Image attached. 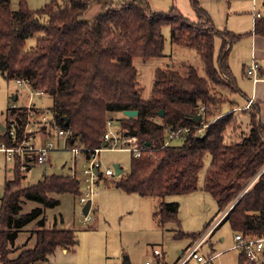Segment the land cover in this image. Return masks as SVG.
<instances>
[{
  "label": "trees",
  "instance_id": "1",
  "mask_svg": "<svg viewBox=\"0 0 264 264\" xmlns=\"http://www.w3.org/2000/svg\"><path fill=\"white\" fill-rule=\"evenodd\" d=\"M189 3L196 21L175 6L167 12L154 11L148 0H51L37 11L29 8L27 0H20L17 12L12 11L11 0H0V72L9 80H28L33 90L52 97L53 105L46 111L51 120L40 128L44 133L53 126L70 128L73 144L93 150L102 148L109 119L118 123L120 132L135 131L144 150L139 157L132 154L129 173L116 183L126 193L159 198L192 193L199 188L204 157L211 154L202 190L217 200L219 214L229 209L221 223H228L235 235L262 237L264 123L259 116L264 98L248 99L249 108L239 109L237 102L225 99L221 91H240L229 55L245 34L218 31L200 0ZM165 26L170 27L173 42L197 50L205 76L193 65L184 74L172 68L158 69L151 98L144 100L134 59L163 55ZM253 33L264 35V17L255 20ZM217 37L222 38V45L216 58ZM30 38H35L36 44L26 50ZM226 103L229 108L223 110ZM30 110L26 106L7 109L0 140L8 147L22 141L31 113L43 112ZM127 110L139 115L129 118L124 115ZM197 115H202L197 125L207 124L202 133L194 127L184 133L181 144L163 147L170 130L196 125L190 118ZM243 115L248 117L247 123ZM12 123L16 143L8 135ZM11 171L14 177L5 183L0 207V264H33L47 261L59 248L66 252L75 249L79 240L74 230L55 226L39 228L36 245L11 257L16 251L11 245L22 227L41 213V209L22 212L27 201L54 206L60 204L57 195L83 194L82 183L71 174L53 172L24 186L18 155ZM159 215L162 225H179V204L163 203ZM202 235L194 233L192 237L197 240ZM239 264L256 263L240 252Z\"/></svg>",
  "mask_w": 264,
  "mask_h": 264
},
{
  "label": "rangeland",
  "instance_id": "2",
  "mask_svg": "<svg viewBox=\"0 0 264 264\" xmlns=\"http://www.w3.org/2000/svg\"><path fill=\"white\" fill-rule=\"evenodd\" d=\"M27 1L29 8L37 11L51 0ZM113 1L120 3L126 0ZM19 2L20 0H11L12 11L19 10ZM148 2L152 10L157 12H167L175 6L186 18L196 21V15L189 0H148ZM202 5L212 17L218 31L228 29L234 33L245 34L239 42L233 45L229 55V65L240 91L234 92L231 88L221 89L225 99L245 106L249 101L247 97L250 98L253 94L262 95L264 90V82L255 86L252 76L247 74V68L253 61H256L260 67V77L264 79V35L253 33L256 14L259 13L264 17V0H214ZM91 13L92 10L88 15ZM44 20L45 18H42V21ZM162 33L165 37V48L161 57L152 59L136 57L134 59V65L138 71V87L141 89L144 100L151 98L155 72L158 69L172 68L184 74L187 68L193 65L202 76H205L203 60L197 50L188 44L173 42L169 26L163 27ZM35 44V38L28 39L26 50L31 49ZM221 45L222 38L217 37L216 58ZM33 93L29 87L20 86L0 72V124L5 123L6 111L13 105L29 107L33 104L30 109H38L43 111L42 113L52 107L51 96L45 94L38 97ZM16 96H18L17 101ZM251 102H248L245 108H249ZM228 108L229 105L226 103L223 110ZM117 116L120 117L119 114ZM242 119L247 123V116L243 115ZM37 136H39L40 144L43 145L45 136L42 134H37ZM181 143L182 140L177 144ZM63 146L64 142L60 141L59 149L50 152L48 165L33 167L28 177L23 180L24 186L38 183L45 176L53 174L54 169H62L63 174L69 175L75 161L78 166L87 163L84 162L82 155L75 158L71 146L66 148ZM131 158L132 154L123 150L102 151L98 157L101 171L107 168L114 169V164H118L123 170L121 176L98 181L91 191L82 187L83 194L80 196L67 193L57 195L55 198L60 200L59 205L44 206L35 201H27L23 205L22 212L31 213L36 209H41V213L22 227L14 245H11L16 249L11 257L16 258L21 252L32 249L36 245L35 231L39 228L57 226V228L64 227L74 230L79 240L78 246L70 249L69 252L59 248L48 257L47 261L33 264H124L125 261H129L130 264H146L147 262L175 264L185 252L199 243L198 241L225 213L219 214L217 200L202 190L212 156L207 154L204 157V166L199 174V188L196 191L187 195H171L165 198L143 197L134 193H126L117 187V181L130 171ZM11 167L12 163L0 153V207L5 183L14 177ZM83 198L86 199L85 202L82 201ZM89 201H91V209L88 215H85L84 208ZM163 203L179 204V225L166 224L164 226L161 224L159 212ZM40 221L43 223L38 226ZM220 223L219 226L217 225L218 229L210 234L206 243L201 247L200 253L206 259L214 258L208 264H239L240 252L233 249L235 232L228 223ZM207 226H209L208 230L205 229ZM194 233H203V235L194 240L192 237ZM180 234L182 236L177 237ZM154 249L162 252L160 258L154 254ZM261 258L264 259V255Z\"/></svg>",
  "mask_w": 264,
  "mask_h": 264
},
{
  "label": "built area",
  "instance_id": "3",
  "mask_svg": "<svg viewBox=\"0 0 264 264\" xmlns=\"http://www.w3.org/2000/svg\"><path fill=\"white\" fill-rule=\"evenodd\" d=\"M256 17L259 18L261 15L258 13L256 14ZM247 74L252 76L253 84L255 86L260 82H264V79L260 77V67L256 61H253L251 66L247 68ZM15 82L20 86L29 87L31 91L34 92L33 94L35 96L41 97L45 95L43 90H33L28 80L18 79L15 80ZM30 106H33V104L29 105V109ZM32 114L33 112L25 126L21 142L16 143L17 133L14 123L10 124L8 135L12 137L17 145L14 147H8L0 140V153L4 154L8 161L14 163L15 156L18 155L20 157L21 171L25 179L36 165L38 167H43L49 164L50 152L59 149L60 141L64 142L63 148L71 146V150L74 152L76 159L82 155L85 160L84 162H87L83 163L82 166H78L75 161L70 174L72 177L79 179L83 187H86V190L88 191H91L98 181L103 179L108 180L115 177V171L112 168H107L105 171H101V163L98 161V157L102 151L123 150L130 152L135 157H139L144 150V148L139 145L137 136H132L129 132H120L121 127L114 119L108 120V130L102 138L103 142L106 143V147L102 146V148L87 150L81 146L73 144L70 128H58L53 126L51 128H45L46 133L40 131V128L51 120L48 112L40 115ZM194 127L198 128L199 133H202L207 127V124L180 127L178 129L170 130L163 147L177 144L183 139L184 133L189 132ZM37 134L45 136L43 145H41L40 142L38 143ZM85 154L86 156L87 154L89 155L88 158L84 156ZM82 201L85 202L86 199L83 198ZM228 211L229 209L225 211L207 234L198 241L199 243L185 252L175 264H208L211 262L214 258L206 259L205 256L200 253V249L206 243L215 227L226 217ZM86 219L87 218H85V220ZM234 239L235 245L233 246V249H237L239 252H244L249 262L256 264L262 262L261 257L264 255V236L252 237L251 235L237 233ZM154 254L159 258L162 256V252L159 249H154ZM146 264L150 263L147 262Z\"/></svg>",
  "mask_w": 264,
  "mask_h": 264
},
{
  "label": "water",
  "instance_id": "4",
  "mask_svg": "<svg viewBox=\"0 0 264 264\" xmlns=\"http://www.w3.org/2000/svg\"><path fill=\"white\" fill-rule=\"evenodd\" d=\"M124 115L127 116V117H129V118H134V117H136V116L139 115V112H138V111H135V110H127V111H124ZM159 115H160L161 117L163 116V110H161V111L159 112ZM201 118H202V115H197V116H195V117L190 118V120H191V122H193L194 124L197 125V124L200 123ZM65 123L67 124L68 121L66 120ZM2 131H4V129H3ZM130 134H131L132 136H135V135H136V132L133 131V130H131V131H130ZM103 147H106V143H103ZM113 167H114V171H115V176L119 177V176H121V175L123 174V170L119 167L118 164H114ZM54 172H55L56 174H58V175H61V174H62V169H54ZM90 209H91V201H89V202L86 204V206H85V208H84V214H85V215H88ZM65 252H66V250H65ZM124 264H130V263H129V261H125Z\"/></svg>",
  "mask_w": 264,
  "mask_h": 264
},
{
  "label": "crops",
  "instance_id": "5",
  "mask_svg": "<svg viewBox=\"0 0 264 264\" xmlns=\"http://www.w3.org/2000/svg\"><path fill=\"white\" fill-rule=\"evenodd\" d=\"M152 1V0H151ZM201 1V3L202 4H204L205 2H208V1H214V0H200ZM202 6H204V5H202ZM257 18L255 17V20H256ZM255 22V21H254ZM257 88V87H256ZM255 88V89H256ZM240 90V89H239ZM262 97H264V90H263V94L262 95H258V94H253L250 98L249 97H247V101H248V99H250V100H254V101H257V100H262ZM15 100L17 101L18 100V96H16L15 97ZM248 103V102H247ZM247 103L245 104V106L247 105ZM238 104V103H237ZM29 105V104H28ZM239 106H240V104H238ZM13 106H15V105H13ZM245 106H240V108L239 109H242V108H245ZM242 107V108H241ZM260 120L264 123V102L261 104V113H260ZM0 126H1V124H0ZM38 143L40 142V139H39V136H38Z\"/></svg>",
  "mask_w": 264,
  "mask_h": 264
}]
</instances>
